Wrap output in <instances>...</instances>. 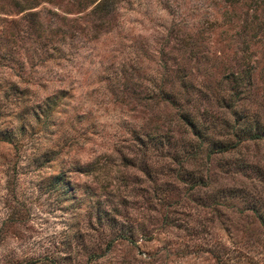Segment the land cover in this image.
I'll list each match as a JSON object with an SVG mask.
<instances>
[{"label": "rangeland", "instance_id": "rangeland-1", "mask_svg": "<svg viewBox=\"0 0 264 264\" xmlns=\"http://www.w3.org/2000/svg\"><path fill=\"white\" fill-rule=\"evenodd\" d=\"M1 132L0 264H264V0H0Z\"/></svg>", "mask_w": 264, "mask_h": 264}, {"label": "trees", "instance_id": "trees-1", "mask_svg": "<svg viewBox=\"0 0 264 264\" xmlns=\"http://www.w3.org/2000/svg\"><path fill=\"white\" fill-rule=\"evenodd\" d=\"M102 3H103L102 1L98 2L95 7H97L98 9L101 8L102 7L101 5H103ZM10 136H11L10 133L1 132L0 133V140H3L5 142H9V140H10L9 138H11ZM218 146H220V148L222 147L221 144ZM218 146H216L217 149H220V148H218ZM221 150H222V148H221ZM257 217H258L260 223L264 226L263 216L260 213H257ZM216 251L217 250H215V251L210 250L209 251L216 261H218L220 264H233V263H228L229 259L228 260L224 259L221 261L220 257L218 255H216ZM238 264H242V263H238Z\"/></svg>", "mask_w": 264, "mask_h": 264}]
</instances>
